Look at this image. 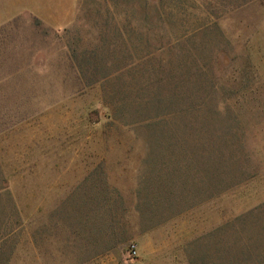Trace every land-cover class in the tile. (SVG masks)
Returning a JSON list of instances; mask_svg holds the SVG:
<instances>
[{"label":"rangeland","instance_id":"rangeland-1","mask_svg":"<svg viewBox=\"0 0 264 264\" xmlns=\"http://www.w3.org/2000/svg\"><path fill=\"white\" fill-rule=\"evenodd\" d=\"M0 177V264H229L264 238V0H0Z\"/></svg>","mask_w":264,"mask_h":264},{"label":"trees","instance_id":"trees-1","mask_svg":"<svg viewBox=\"0 0 264 264\" xmlns=\"http://www.w3.org/2000/svg\"><path fill=\"white\" fill-rule=\"evenodd\" d=\"M149 103L145 104V107L148 106ZM147 110V109H146ZM146 117L145 119H143V121L141 120L139 123H143V128L148 130V142H149V147H150V153L148 154V158L146 160V165L150 166L151 163H153V160H155L156 157H158L155 154V151L162 147L164 143H162L163 141L168 140L169 136L166 133V131L164 129H162V127L160 125H162L165 120H161L162 118L165 117H157V119H155V117H149L151 113H149L148 111H146ZM136 124V123H135ZM138 124V123H137ZM202 140H204V142L207 143L208 145V149L211 152H216V148L214 147V143H213V133L212 131H205L203 132V136H202ZM207 160L210 161V158H207ZM161 161V160H160ZM219 165L221 168L222 166H226L227 168V164L222 161L220 162L217 166H216V170L218 172V174L220 173L219 170ZM161 171H159V174L156 176V178L158 179L159 182H163L165 180V177L163 178L162 175H166L167 171H163L164 170V166H162V168L160 169ZM193 169L191 168V166H187L186 169L183 170V173H190ZM215 172V171H214ZM195 173L197 175L193 176L194 178H191L190 175L187 174V181H186V186H188V183L190 180L194 179H198L200 183H203L204 178H208L207 176L203 175L202 177H199V171H195ZM172 174V173H170ZM169 174V175H170ZM162 178V179H161ZM148 177L142 178V180L147 183ZM218 184H220V182H218ZM193 186H195L194 183H192ZM187 191V190H186ZM198 190H188L187 192H185L186 195L183 196L182 201L184 206H187V204L191 205L188 207H193L194 205H196V200L198 198H200L201 193L197 192ZM9 195L6 187L4 186V179L2 180V178L0 177V197L1 195ZM149 194L144 195L145 199H151L150 200H154V202H161L162 200L167 202V203H174L176 198H175V194L172 192H165V191H156L154 193H150V196H147ZM186 203V205H185ZM171 214H174V212ZM3 220L0 219V227L2 224ZM251 236L253 235H257V236H262L264 237V227L256 229V230H252L249 232ZM11 235V231L5 232V233H0V248L1 246L5 243V240ZM218 252L220 253V256L223 252H225L229 258V264H264V238H248V239H244V240H233V242H231L229 244V249H224V248H220V250H218ZM6 261V260H5Z\"/></svg>","mask_w":264,"mask_h":264}]
</instances>
